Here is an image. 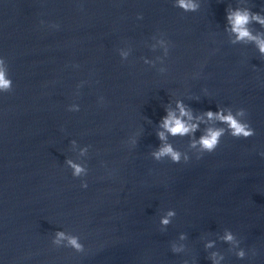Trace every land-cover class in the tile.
Wrapping results in <instances>:
<instances>
[{
	"label": "water",
	"instance_id": "1",
	"mask_svg": "<svg viewBox=\"0 0 264 264\" xmlns=\"http://www.w3.org/2000/svg\"><path fill=\"white\" fill-rule=\"evenodd\" d=\"M230 3L202 0L185 13L171 0H0V54L13 80L0 95L3 264H211L201 236L224 228L257 252L239 260L217 241L225 264H264V58L228 42ZM249 6L261 11L264 0ZM160 34L171 42L164 74L140 59L160 54L145 43ZM125 46L132 51L122 62L117 49ZM170 93L201 95L185 97L196 110L244 107L256 135H225L214 152L188 163L155 161L154 126ZM73 102L78 112L67 110ZM141 127L129 149L123 141ZM71 139L92 146L86 189L64 164L75 157ZM173 142L184 148L187 138ZM168 208L176 216L161 231ZM60 228L79 235L85 251L53 247ZM180 232L187 252L176 254L170 241Z\"/></svg>",
	"mask_w": 264,
	"mask_h": 264
},
{
	"label": "clouds",
	"instance_id": "2",
	"mask_svg": "<svg viewBox=\"0 0 264 264\" xmlns=\"http://www.w3.org/2000/svg\"><path fill=\"white\" fill-rule=\"evenodd\" d=\"M173 7L182 10L185 13L196 12L200 9L202 0H171ZM142 18V13H137V19ZM44 24L42 20L40 22ZM255 25H259L256 28ZM51 27L59 28V24H52ZM223 32L226 34L228 42L232 45L244 44L251 45L258 53V58H264V7L261 11H253L249 6V0H236L235 6L229 4L225 8V23ZM151 43L147 41L146 46L153 52L159 50V55L154 58L142 56L140 59L144 64L157 67V71L164 74L168 71L165 59L169 56L171 42L165 38L163 34L153 35ZM131 47H120L117 52L121 61H127L131 54ZM78 67V65H73ZM200 72L192 74L193 79L199 78ZM86 83L80 81L76 85V95H79V89ZM13 88V80L9 74L8 62L4 55L0 54V95L11 91ZM201 93L210 96L209 90L205 87L201 89ZM187 99L200 100L201 95L187 93L176 95L170 93V97L163 105L164 115L160 117L154 126L155 136L159 143L155 147H151L149 151L150 157L155 161L168 160L174 164L181 162L188 163L193 158L201 159L206 153L214 152L221 143L222 137L225 135L233 138L253 137L256 135V129L252 126L248 119V111L244 107L233 109L232 106L216 104V110L211 108L205 110H196L191 104L186 102ZM105 98L101 95L97 98L98 104H104ZM70 112H78L80 104L73 102L67 105ZM149 124L150 119L145 117ZM143 132V127L137 129L126 138L123 143L129 149L137 146L139 138ZM199 133V135H197ZM174 138H187L186 147H177ZM70 150L75 157L66 156L64 164L71 170L74 178L80 179V187L86 189L88 181L86 177L89 173L88 160L90 148L89 144L81 145L76 139L70 140ZM264 157V151L258 153ZM104 162H101L103 165ZM110 174V173H109ZM176 216L174 208H168L159 216V225L161 231L166 230L167 226ZM188 235L180 232L178 237L170 241V250L173 253H186ZM203 248L207 253L206 259L211 264H225V252L217 248V241L227 244V252L233 254L237 259L244 260L250 254H257L254 248H245L242 246L241 239L230 228H224L222 233H217L215 238L209 235L201 236ZM50 243L53 247L70 248L75 252H84L85 245L82 243L79 235L64 229H57L51 236ZM0 264L3 261L0 260ZM183 264H196L194 259H184Z\"/></svg>",
	"mask_w": 264,
	"mask_h": 264
}]
</instances>
